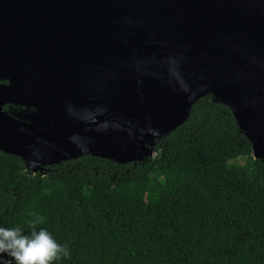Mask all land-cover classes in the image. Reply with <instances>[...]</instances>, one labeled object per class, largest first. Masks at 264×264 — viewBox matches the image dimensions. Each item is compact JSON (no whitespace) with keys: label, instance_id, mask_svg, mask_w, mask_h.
I'll return each mask as SVG.
<instances>
[{"label":"water","instance_id":"1","mask_svg":"<svg viewBox=\"0 0 264 264\" xmlns=\"http://www.w3.org/2000/svg\"><path fill=\"white\" fill-rule=\"evenodd\" d=\"M206 97L264 164V0H0V152L33 174L145 162Z\"/></svg>","mask_w":264,"mask_h":264},{"label":"trees","instance_id":"2","mask_svg":"<svg viewBox=\"0 0 264 264\" xmlns=\"http://www.w3.org/2000/svg\"><path fill=\"white\" fill-rule=\"evenodd\" d=\"M155 152L37 174L0 152V226L45 228L68 248L53 264H264V164L231 111L201 99Z\"/></svg>","mask_w":264,"mask_h":264},{"label":"clouds","instance_id":"3","mask_svg":"<svg viewBox=\"0 0 264 264\" xmlns=\"http://www.w3.org/2000/svg\"><path fill=\"white\" fill-rule=\"evenodd\" d=\"M37 223L38 216L32 221ZM60 255H68L67 246L58 243L45 228L24 234L18 226H0V264H53Z\"/></svg>","mask_w":264,"mask_h":264}]
</instances>
